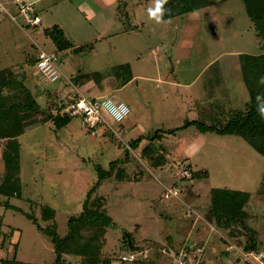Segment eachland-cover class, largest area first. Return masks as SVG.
Segmentation results:
<instances>
[{
	"label": "rangeland",
	"instance_id": "1",
	"mask_svg": "<svg viewBox=\"0 0 264 264\" xmlns=\"http://www.w3.org/2000/svg\"><path fill=\"white\" fill-rule=\"evenodd\" d=\"M22 1L34 6L40 26L27 25L17 0H0L14 17L0 12V72L13 73L12 83L6 80L0 94L5 132L0 138V185L6 175V142L18 148L20 176L18 196L0 194V260L15 255L24 263L53 264V245L38 226L45 229L54 223L64 237L69 218L82 211L99 171H109L110 163L127 153L128 160L119 164L126 177L115 173L95 193L105 198L112 220L103 254L114 259L113 264H138L119 259L129 252L122 243L125 233L140 247L167 244L172 235L178 253L156 254L157 264H178L180 258L184 264H195L198 258L201 264H241L237 250H227L228 241L246 251L248 237L264 252V156L238 136L203 133L196 126L164 133L192 120L219 126L228 119V104L243 109L249 101L239 55L260 54L264 40L257 37L243 0H208V6L160 23L149 16L156 0H108L111 10L105 16L113 25L107 32L79 8L86 0ZM57 23L75 48H91L58 52L61 78L49 84L39 77L33 60L41 50L55 51L43 30ZM97 32L104 37L96 40ZM26 89L40 106L36 114L27 108ZM77 92L89 98L108 96L129 108L122 140L104 128L85 129L80 116L56 129L50 117L57 111L51 105L63 106ZM226 98L229 103L222 104ZM156 130L160 140L154 147L165 148L167 160L159 168L141 155L150 145L146 137ZM139 138L137 147L126 145ZM184 169L195 177L182 179ZM173 186L179 187V196L165 199L166 188ZM218 189L249 193L239 221L227 229L205 218ZM199 245L205 248L201 256L196 252ZM143 253L138 258L148 264L150 250ZM79 262L76 256H64L63 264Z\"/></svg>",
	"mask_w": 264,
	"mask_h": 264
},
{
	"label": "trees",
	"instance_id": "2",
	"mask_svg": "<svg viewBox=\"0 0 264 264\" xmlns=\"http://www.w3.org/2000/svg\"><path fill=\"white\" fill-rule=\"evenodd\" d=\"M243 2L246 14L255 23L257 37L264 40V0H243ZM209 4L210 2L208 0H167V3L162 5L164 9L162 20L183 13L194 12L205 6H208ZM43 35L49 38L54 44V52L56 54L66 50L73 49L75 52H78L79 50H83V48H91V45L75 48L68 39L64 30L57 24L52 25L49 28H45L43 30ZM261 49L262 52L258 55H239L242 77L249 94V101L245 103L243 109H234L229 107L228 104V119L224 124L219 126L206 125L203 121L192 120L185 122V124L179 128L165 130L164 133L166 132L165 134H172L179 129L187 128L189 126H196L203 133L214 132L221 136H238L250 144L260 155L264 156V117L261 116L258 110V106L264 108V83H260L261 79L264 78V45ZM37 57L33 60L34 65L37 63ZM216 65L217 61L214 62L210 68ZM218 76H220L219 73L218 75L213 74L210 78L211 81H215ZM12 78V72H0L1 95L5 92L3 89L6 87V80L11 82ZM77 80L78 77L73 79L75 82H77ZM27 95L26 98L30 100L27 108L30 112L36 114L39 112L40 106L36 102L35 98L31 96L30 92ZM257 97L260 98L257 99ZM2 99L3 98L0 100ZM227 103H229L228 98H226L222 104ZM51 106L56 108L57 111L56 115L51 114L50 117V120L56 129L66 127L71 122L72 117L61 116L59 114L61 107L56 106V102H54V105ZM1 130L2 123L0 118V138H5V132ZM141 138L129 141L127 145L129 144L131 148H135L142 141ZM159 138V130H156L152 137H146L150 145L144 147L141 150V155L143 158L148 160L151 166L158 168L163 167L167 162L165 159V148L154 147L155 140ZM128 158L129 153L125 155L123 160L112 161L109 165V171H99V179L88 191L82 206V211L79 213V215L69 218L67 222L68 231L64 237H60L57 234L54 223L45 229L40 225L38 226V229L41 232L48 235L50 242L53 245L54 253L56 254V260L53 264H63L64 256H76L80 258L79 264H113L114 259L111 257H105L103 254L105 235L108 227L112 225V220L106 214L105 198L102 196H97L95 193L99 188L100 183L104 179L112 177V175L115 173L117 178L119 177L120 179H124L126 177V175L123 174V170L119 168V164L126 162ZM2 159L4 168L6 170V175L0 185V194L8 198L18 196L20 188L18 148L13 149L6 142L2 150ZM192 177H195L193 172ZM261 193L264 194V187ZM248 199L249 193L247 192L229 189L215 190L212 193V201L207 209L205 218L207 222H214L220 228L227 229L228 227H232L239 221V217L241 214H243V208ZM44 211L45 213L49 212L48 209H45ZM166 242L168 244H164L166 247L162 244H157L154 242H150L149 245L140 247L133 242L129 233L124 234L122 241L123 247L129 252L140 253L146 249H149L151 255L149 256L148 264H157L155 257L162 253L164 248H166L167 253L171 251H174L176 254L178 253L176 247H174L175 243L172 236H168ZM246 246L248 251H258L255 242L252 241V237H248L246 239ZM0 262L1 264H31L18 261L15 255L11 259H1Z\"/></svg>",
	"mask_w": 264,
	"mask_h": 264
},
{
	"label": "built area",
	"instance_id": "3",
	"mask_svg": "<svg viewBox=\"0 0 264 264\" xmlns=\"http://www.w3.org/2000/svg\"><path fill=\"white\" fill-rule=\"evenodd\" d=\"M17 6L20 13L25 18L27 25L39 26L41 24V17L37 14V11L32 4L25 3L22 0H17ZM0 12H6V14L10 16V18L14 19V17L11 16L10 12L5 10L1 3ZM35 69L38 71L39 77H41V79L45 78L46 81L44 82L46 83L50 84L52 82L58 81L61 78L59 56L55 52L47 53L41 50L37 57ZM77 93L78 94L73 93V96L70 97L67 102H64L63 106H61L59 114L61 116H68L72 118L80 116L82 120V126H84L85 129L98 132L100 128H104L110 131V133L116 139L122 140L124 133H126L123 122L129 115V108L124 103H118L108 96L89 98L79 92ZM181 174L182 179L191 178L192 175L189 174V171L185 169L181 171ZM179 194V187L173 186L166 188L163 197L165 199H169L171 197L177 198ZM228 244L229 245L227 246V250H237L236 252L243 259H241L240 261L241 264H264V252L255 250H238L236 243L228 241ZM204 249V245H199L198 248H196V252L201 256V254L204 252ZM163 252L167 253L166 248L163 249ZM140 254L144 255L143 252H140ZM140 254L129 252L121 253L120 259L128 263H136V261L139 260L138 264H142L140 262V259L138 258ZM183 256L186 257V254H184ZM145 257H147V255H145ZM180 259L181 260L178 261V264H184V259ZM187 261L189 260L187 259ZM198 263H200L199 258L196 260L195 264Z\"/></svg>",
	"mask_w": 264,
	"mask_h": 264
},
{
	"label": "crops",
	"instance_id": "4",
	"mask_svg": "<svg viewBox=\"0 0 264 264\" xmlns=\"http://www.w3.org/2000/svg\"><path fill=\"white\" fill-rule=\"evenodd\" d=\"M107 1L108 0H86V2H84L83 5L79 6L80 9L82 8L84 14L87 15V18H89V17L91 18V16H93L94 18L97 19L100 26H102L104 32L109 31V29L111 28V25H113V22H111V20H108V18H106V16L109 14V12L111 10ZM105 14H106V16H105ZM57 24L60 27H62L61 24H59V23H57ZM103 37H104V35H102L101 32L96 33V40H100ZM36 92H39L38 88L36 89ZM44 94H45V91H44ZM52 95H54V93ZM47 96L53 99V101H52V99H50V101L54 102V97L53 96L51 97V94H47ZM213 251H215V249H213Z\"/></svg>",
	"mask_w": 264,
	"mask_h": 264
},
{
	"label": "clouds",
	"instance_id": "5",
	"mask_svg": "<svg viewBox=\"0 0 264 264\" xmlns=\"http://www.w3.org/2000/svg\"><path fill=\"white\" fill-rule=\"evenodd\" d=\"M167 3V0H156V6L154 9H149L150 18L154 19L157 23L162 22L164 9L163 4ZM260 83H264V78L261 79ZM260 97H257L259 99ZM258 110L262 117H264V108L258 106Z\"/></svg>",
	"mask_w": 264,
	"mask_h": 264
}]
</instances>
